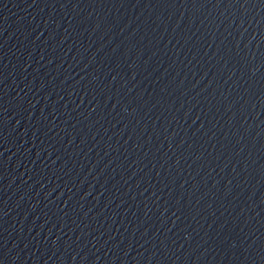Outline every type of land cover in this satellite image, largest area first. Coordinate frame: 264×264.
Listing matches in <instances>:
<instances>
[{"label": "water", "instance_id": "95a60500", "mask_svg": "<svg viewBox=\"0 0 264 264\" xmlns=\"http://www.w3.org/2000/svg\"><path fill=\"white\" fill-rule=\"evenodd\" d=\"M0 264H264V0H0Z\"/></svg>", "mask_w": 264, "mask_h": 264}]
</instances>
